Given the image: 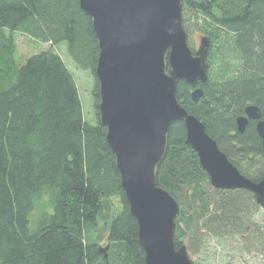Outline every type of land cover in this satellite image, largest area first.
Returning <instances> with one entry per match:
<instances>
[{
	"label": "trees",
	"instance_id": "obj_1",
	"mask_svg": "<svg viewBox=\"0 0 264 264\" xmlns=\"http://www.w3.org/2000/svg\"><path fill=\"white\" fill-rule=\"evenodd\" d=\"M183 21L188 34L209 39V72L206 83L181 81L179 101L245 177L264 180L256 122L244 134L237 127L250 105L264 119V0H184ZM18 32L50 48L20 63ZM64 43L95 77L96 123L86 120L77 81L56 50ZM99 54L80 0H0V264H147L99 118ZM157 185L180 206L176 248L189 237L198 244L204 232L253 235L252 213L263 208L247 190L213 187L183 122L171 127ZM43 197L48 207L34 219Z\"/></svg>",
	"mask_w": 264,
	"mask_h": 264
},
{
	"label": "water",
	"instance_id": "obj_2",
	"mask_svg": "<svg viewBox=\"0 0 264 264\" xmlns=\"http://www.w3.org/2000/svg\"><path fill=\"white\" fill-rule=\"evenodd\" d=\"M184 0H80L92 19L99 45L96 77L99 118L116 158L121 183L147 264H194L185 245L176 248L174 235L180 214L178 201L157 185V175L169 146L171 127L183 122L187 144L197 152L214 188L247 190L264 208V180L245 177L177 97L185 81H208L210 41L201 39L193 51L183 21ZM201 88L192 93L199 101ZM256 122L264 147V119L250 105L237 120L244 134Z\"/></svg>",
	"mask_w": 264,
	"mask_h": 264
},
{
	"label": "rangeland",
	"instance_id": "obj_3",
	"mask_svg": "<svg viewBox=\"0 0 264 264\" xmlns=\"http://www.w3.org/2000/svg\"><path fill=\"white\" fill-rule=\"evenodd\" d=\"M203 34L192 29L189 32V43L193 51L198 50L201 45ZM17 60L20 63L34 53L50 48L49 44L38 42L28 35L15 33ZM68 68L72 71L78 85L82 101L84 116L90 123H96L97 112L93 90L95 77L90 70H83L76 66L69 56L67 44H61L56 48ZM118 202L115 201V204ZM48 197H43L38 203L33 218L39 217L43 209L48 207ZM256 211V212H255ZM251 219L254 221L253 235H240L231 232L219 235L204 232L199 238L198 244L192 239L184 242L189 256L194 264H264V209L254 210ZM254 236V237H253Z\"/></svg>",
	"mask_w": 264,
	"mask_h": 264
}]
</instances>
